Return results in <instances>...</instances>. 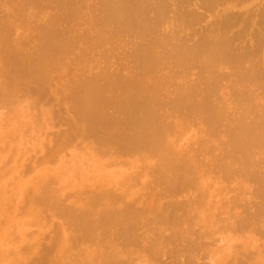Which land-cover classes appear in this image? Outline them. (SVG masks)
<instances>
[{"label": "bare ground", "instance_id": "1", "mask_svg": "<svg viewBox=\"0 0 264 264\" xmlns=\"http://www.w3.org/2000/svg\"><path fill=\"white\" fill-rule=\"evenodd\" d=\"M58 1V4L55 0L0 1V103L5 108L4 116L10 119V124L0 121V155L20 147L26 132L41 128L38 122L34 123L27 111L28 104L21 101L22 96L29 98L41 93L52 78L66 73L63 68L69 56L76 72L64 98L77 114L82 126L80 135L90 138L93 142L87 143L93 145L86 152L87 156L74 157L70 168L60 165L52 173L42 168L27 181L20 180L15 167L6 172L0 169V177L4 172L11 174L0 184V212L5 214L4 230H0V264H4L3 261L14 263L10 254L17 255L23 248L10 247L8 242L20 239L25 227L37 222L44 213L62 218L64 226L58 227L69 233L58 236L56 248L54 243L49 245L55 248L51 250L56 254L48 250V246L44 253H39L41 264L51 263L47 258L49 251L56 255L52 257V264H129L134 252L149 259L158 257L162 245L174 243L185 234L195 236L190 242L197 250L208 245L203 239L220 231L264 235V222H261L264 203L259 201H264V166L253 158L254 148L257 151L264 146V69L255 59L264 50V3L248 14L249 19L244 15H229L213 22L209 29L206 27L208 32L197 36L192 47L183 45L185 38L181 40L178 34L174 37L176 43L179 40L178 43L183 44L175 47V43H169L171 36L168 38L165 34L163 38L158 26L167 20L169 11L175 16L174 20L179 19L175 22H179L181 28L198 24L202 14L195 9L183 11L179 7L192 0H98L94 4L91 0H83L86 11H82L75 0ZM216 1L200 0V6L211 9ZM55 6L58 9H51ZM44 8L55 11L46 12ZM40 13L42 19L34 24ZM236 23L254 28L255 45L245 46L240 52H236L232 43L241 33L231 37L225 33ZM155 32H159L161 39L158 35L154 36L158 39L149 41V35ZM137 34L138 39L142 38L138 42ZM124 35L135 40L129 43L132 48L127 51L124 48L129 45L121 42ZM108 44L111 49L104 47ZM98 48L103 49V53L97 54ZM110 61L117 62L118 67L114 65L117 69L109 65ZM188 66L198 68L201 74L198 81L183 77L182 83L173 84H177L175 87L170 83L174 78L177 80L176 72L169 77L163 74L159 80L156 71L158 68L160 71L180 68L181 72ZM225 67L237 71L225 72ZM165 81L174 87L173 91L170 92ZM227 82L230 86H225ZM226 87L228 94L221 90ZM219 92L229 95L226 98L234 102L233 110L227 107L223 93L221 101L215 99ZM41 121L44 126L48 119ZM195 125L204 126L198 128V132L185 134ZM29 129L31 131H26ZM202 138L212 142L203 147V154L202 151L192 153L198 143H206L199 141ZM71 139L67 136L60 142L61 147L71 144ZM5 158L7 156H0V162ZM238 177L253 180L255 188L250 192L259 198L252 199L256 201L252 205L243 202L245 211L241 216L229 215L230 201L220 206L221 200L218 204L216 198L222 190L214 187L216 182ZM148 179L159 187L157 195L163 199L189 190H196V193L189 195L191 199L185 197L187 202L174 200V197L173 201H168L169 197L166 202L152 203L140 211L133 201V196L139 194H134L131 187L149 186ZM94 187L97 191L92 190V194L88 189ZM238 188L242 190V186ZM87 191L92 195L88 193L87 197H82ZM69 197H73V200L70 198L72 202L64 203ZM235 201L232 202L243 200ZM23 202L29 205L26 204L31 211L30 217L15 221L12 217ZM224 213L233 221L225 216L229 222H222ZM137 230L144 233L138 237ZM249 244L254 247V240L250 239ZM32 246V243L27 244L24 254H29ZM230 252L228 242L223 239V245L212 250L210 256L214 264H229L233 259ZM251 256L247 254L245 258H250L252 264H264V256L256 254L258 257L254 255L253 259ZM35 258L37 262L39 259L35 256L34 262ZM240 261L237 259L233 264H245Z\"/></svg>", "mask_w": 264, "mask_h": 264}, {"label": "rangeland", "instance_id": "2", "mask_svg": "<svg viewBox=\"0 0 264 264\" xmlns=\"http://www.w3.org/2000/svg\"><path fill=\"white\" fill-rule=\"evenodd\" d=\"M65 1L66 0H60V3H64ZM95 1L97 3L98 0H91V2L93 4H94ZM263 1L264 0H217L215 5L211 9H207V7L200 6V3H201L200 0H192L189 4H180L179 7L183 11H189V10H192V9L194 10L195 9L200 14H202V18L199 20L200 22L198 21L199 22L198 24L196 22L195 25L193 24L194 26L193 25L190 26L189 27V28H191L190 30H189V28L188 29L187 28H181V25L179 24V22L178 23L175 22L178 18L174 20L175 16H173L170 13V11H169L168 12L169 18L166 15L168 21L164 20V22H162L163 24H160L161 27H159L160 25L158 26V30H160L162 32L161 33L162 36L165 35V34L167 35L168 38H169V36H171L169 43H171V44L175 43V47L176 46H180L183 43H184L183 45L192 47V46H194V44L198 40V39H196L197 36L198 35L201 36V33H203V34H204V32L206 33V31H207L206 27L209 29L208 26L213 24V22H216V21H218V20H220V19H222V18H224L226 16H229V15L235 16V17L239 16V15H244V17L247 16V18L249 19L250 17H249L248 14L250 12H252L260 4L264 3ZM56 2L58 4L59 1L55 0V3ZM75 2L77 4H79L80 7L82 6V8H80L82 11L83 10L86 11L85 10L86 8H83V6H84L83 0H75ZM236 2H238V3L236 4ZM55 7L51 8V9H55V10L58 9L57 7L56 8ZM49 9L50 8H46V9L44 8V11L49 12L50 11ZM94 9H97V5L95 6ZM55 10H51V11L53 12ZM1 15H2V12L0 13V16ZM37 16L38 17L35 18V20H34L35 21L34 24H36V22L40 21L39 19H42V17H43L41 13H40V15L38 14ZM171 16H173L172 20H171ZM171 21L172 22L174 21V22L172 23ZM177 21H179V19ZM175 23L178 24L179 27H177V25ZM171 24H175L174 26H175L176 29ZM242 24L243 23H236L233 27H229L228 29L225 30L226 31L225 33H226L227 37H231L233 35L236 36V34L238 36V33L239 34L241 33V35L238 36V38H236L237 40L233 41V43H232L234 47L236 46V48H235L236 52H240L243 49V47H245V46L246 47L247 46L250 47V46L255 45V40H254V37L252 35V29L254 31V28L250 27V26L244 27V25L242 26ZM97 27L100 28V26H97ZM167 30H169V31H167ZM183 30L186 33H184ZM166 31H167L168 34L166 33ZM242 31H243V33H242ZM159 32H157V34L155 32V33H153L154 34L153 36L149 35L150 37L146 36L145 38L147 39V37H148L149 41L152 40V39H158V38L161 39V35L158 34ZM172 32L176 33V35H174V33H172ZM21 33H22V31L19 30L18 34H21ZM182 33L185 34V36ZM172 35H174V36H172ZM177 35H178V37H180V35H181V37H180L181 40H182V38L183 39L185 38L183 40V43L181 41H180L181 43H178L179 40L176 43L177 40L174 37H177ZM128 36L129 35H124L123 36L124 38L123 37H122L123 39L121 38L123 40V41L121 40L122 44L124 42V43H127L129 45V43L131 41L135 42L133 37L128 38L130 40L128 42V39H127ZM138 36H139L138 34L135 36V37H137V39H136L137 42L139 40H142V38H140V37H139L140 39H138ZM154 36L155 37L158 36V38H155ZM164 37H166V36H163V38ZM172 37L175 40L174 39L172 40ZM132 38H133V40H132ZM125 40H127V42ZM147 42H148V39H147ZM147 42L145 40V43H147ZM131 44H132V42H131ZM131 44L129 46L127 45L128 47H126L124 45L125 46L124 50L126 49L125 51H127V49L129 50L130 48H132ZM104 47L108 48V49L110 48L109 44L104 46ZM98 49H97V54H99V52H100V54L103 53L102 52V51H104L103 49H102V51H100L101 48H98ZM97 56H99V55H97ZM97 56H96V58L99 59L100 57H97ZM255 59L258 62V65L260 66V68L264 69V50H262L261 53H258V55L255 57ZM113 62H115V61H110L109 65L112 64V66H113L112 68L115 69L116 67H118V65H116L117 62H115V63H113ZM114 65H116V67ZM75 68H76V66L73 64L72 57L69 56L68 57V62L66 64V66L63 68L64 70L67 71L66 73L60 74L61 76L60 75H56L55 76L56 78L55 77L52 78V80L50 82H48L49 84L44 87L45 90L43 89L42 92L39 93L40 95L34 93L31 96H29V98L25 97L24 95L22 96L23 99L21 101L24 100V102H26V104H28L29 107H28L27 111H29L31 116L33 117L34 123L38 122V125H40L41 128H39L38 131L34 130L33 132H26L23 135L22 144L20 145V147H17V148L13 147L12 150H11V153H9V152H7V154L6 153H4V154L1 153L0 156H5V157L7 156V158H5L4 161L0 162V169H3V171L6 172L9 168L15 167L17 173L20 176V180L27 181L32 176H34V174H36V172H38L42 168L43 169L45 168V169L49 170L48 172H50V173L54 172L56 170V167H59L60 165H63L64 168L67 167L66 169H68V168H70L72 166V163L74 161V157H78L79 155L87 156L86 152L89 151L90 146L93 145L92 143H91V145H89V144H90V142H93V141L92 140L89 141L90 138L87 139L85 137H82V134L80 135V133H82V126L79 124V122L77 120V114L72 111L73 109H71L70 103H68V101L64 98V94H65V92L67 90L66 88H68L69 81H70L71 77L73 76V74L76 72ZM164 68H166V67H164ZM168 68H170V67H168ZM189 68H191V69H189ZM179 69L180 68L173 69L175 71H172V69L170 68L169 69V70H171V72H170L167 68L163 69V71H160V69L158 68V70H156V71L158 73L159 80H161L162 76H164V75H165L164 77H166V76L169 77L171 74H174L176 72L175 74L179 75V76H177V80H176V78H174L172 80L173 83L172 82L170 83V81H169L170 85L171 84L173 85L175 83H177L179 85V83L183 82V80H182L183 77H185L186 79L189 78L190 80L198 81L197 80L198 76L201 75L199 70H198V68L194 69L193 66H191V67L188 66L184 70L181 68L182 69L181 72H180ZM161 70H162V68H161ZM176 70H178V71H176ZM224 71L225 72L235 73L237 70H234V72H233V70H231L230 67H225ZM121 72L123 74L125 73L124 70H121ZM177 72L181 73V74H177ZM69 73H70L71 76L69 75ZM166 73H167V75H166ZM182 73L184 75H182ZM88 75H90V74H88ZM168 77L166 79H168ZM167 82H168V80H167ZM167 82L165 81L166 87H169V90L171 88L170 92L173 91L174 87L177 84L175 86L173 85L174 87L173 86L171 87ZM228 82L226 83L225 86H230V84H228ZM221 90L223 92L224 91L227 92L226 94H228V92H229L228 87L224 88V90L222 88ZM44 91H46L45 94H44ZM223 92H219V95L215 96L216 97L215 99L217 101H219V99L221 101V97L220 96L222 95L221 93H223ZM223 97L225 99L224 101L227 102V103L225 102L227 107L230 110H233V106L232 105H233L234 102L233 101H229L230 98L228 100L226 98V97H229V95L225 96V94H224ZM231 99L233 100L235 98H231ZM217 101H215V102H217ZM218 103H214V104L217 105ZM167 108L168 107H165V109H167ZM4 112H5V108L0 103V121H3L6 124H8L10 119L4 116ZM41 119H45L46 122H47V119H48V122L43 126V123H41L42 122ZM201 126L202 125L192 126V128L187 129L185 134H187L189 131L190 132H198L200 129L198 131H197V129L201 128ZM194 127H195L196 130L194 129ZM203 129H205V128H203ZM26 131H31V130L29 129V130H26ZM201 135H203V134H201ZM67 136L72 138L70 140L71 144H68V145H66L64 147H61L60 142H62V140H64V139H66ZM212 138L211 139L209 138V141L215 139V138H213V139ZM204 139L205 138H202L199 141L200 142L203 141V143H205V142L206 143L205 144H201L200 143V145L198 143V146L196 148H194V150L195 149L196 150L192 151V153L194 152V153L199 154L200 151H202L201 153L203 154L204 148H206L207 145L212 142L211 141V142L208 143V141H205ZM263 147L264 146L261 147L262 148L261 150H260L259 147L257 148V151H256V148H254V150H253V155L255 154L253 156V158L256 159L255 162H258V160H259V163L263 164L261 166H264V152H263L264 149H263ZM8 153H9V156H8ZM87 165L89 166L88 163H86V166ZM22 166H23V168H22ZM5 172L0 177V184H1L2 181H7L8 178L11 176V174L9 175L8 172L7 173H5ZM4 174H5V176H4ZM243 179H239V177H238V179L234 178V179H232V180H230L228 182L227 181H223V182H219V184H218V182H216V184L214 185V187H221L220 190H222L221 191L222 193H219L218 197L216 198L218 200V204H220L219 201L221 202V200H222L220 206L222 204L224 205V203H225L224 201H226V203L230 201L233 204L234 202H232V201L235 200V199H236V201H239V199L243 200V201H241V203H239L240 201L239 202L235 201L236 203L233 204L235 206H233L229 202V204H228V205H230L229 206V210H228L229 215L232 213V215L234 214L235 216H241V215H243V213L245 211V209H244L245 208L244 207L245 204H243V202H251V205H252V202H256V201H253V200L257 199V198H255L256 196L253 195L250 192V189L253 191V189L255 188L254 187L255 183H253L254 181L253 180H249L250 178H248V179L247 178H243ZM245 180H246V183H245ZM148 181H149V184H150L149 186L147 185L146 187H142L139 184H137V185H134V186L131 187V191L134 194H136V195L139 194L138 196H135V197L133 196V201L135 203L134 204L135 208L137 210L140 209V211L147 209V207L149 205H152V203L154 205V203L166 202L167 200L171 201L173 199V197H174V196L173 197L172 196L171 197L170 196H167V197L165 196V199H163L162 196L157 195L159 187L157 188L156 185L155 186L152 185V183L150 182L151 179H148ZM235 183L237 185H235ZM237 186L238 187L242 186V190L243 191L240 190L241 188L239 189ZM222 187H224V190L222 189ZM233 187H235L234 188L235 190L232 189ZM143 188H145L147 190H145ZM95 189H96V187H94V189L89 188L88 191L94 190V192H96L97 189H96V191H95ZM151 189H152V191H151ZM231 189H232V191H231ZM244 189H245V191H244ZM143 190H145L146 192L143 191ZM88 191L85 192L87 194L83 193L84 195H82V197H87L88 193H89V196H91L93 194V191L91 192L92 194L90 192H88ZM236 192L239 195H241V196H239ZM244 192H245V194H244ZM195 193H196V190H194V191L193 190L192 191L189 190V191H186V193L184 192L182 194L175 195V197H174L175 199L174 200L187 202L186 200L193 198L191 196L195 195ZM189 195H191V196H189ZM236 195H237V197L235 198ZM243 195L245 197H243ZM185 197L188 198V199H186ZM231 197L234 198V199H232ZM70 198L71 197H69V199L67 198L65 200L66 202L65 201H63V202L66 203V204H68L67 202L71 203L72 202L71 200H73V197L71 198V200H70ZM167 198H169V199H167ZM219 198H220V200H219ZM237 198H238V200H237ZM180 199H182V200H180ZM257 200H259V198ZM259 201H262V203H264V201L261 200V199ZM149 202H150V204H149ZM26 204L28 205L27 202L26 203L23 202L20 205V208L17 210L18 212H16L13 215L14 217H12L13 220H15V221H25L26 219H29L31 211L28 209ZM251 205H250V207L252 208ZM251 208H249V210ZM228 213H227V215H228ZM0 214H1L0 215V230H4V225L3 224H4V216H5V214H3L1 212H0ZM227 215H225V213H224V217H222V215H221L222 222L224 220H226L224 222H229L231 217H229V215L228 216ZM225 216L227 218L229 217L230 219L229 218H228L229 220L226 219ZM53 217L54 216H51L49 213L41 214V216H39L37 222L31 223V224H29V225H27L25 227L24 235L20 239H13L11 242H8L10 247L11 246H13V247L16 246L17 248H20V247L23 248L22 249L23 252H22V250L19 249L20 251H19V253L17 255L10 254L11 260H14L13 264H22V263L23 264H34V263L35 264H41L40 260H42V257L40 258L41 254H39V253L40 252L44 253V251H46V249H47L46 246H48V250H50L52 253L56 254V251L53 252V250L56 248V244H57V242L59 240L58 236L59 235L61 236V234H62V236H66V235L68 236L69 232H68V230L66 231V229L63 230V231L61 230L62 228H60V227L64 226L63 225L64 224L63 223L64 220H62V218L59 219V217H56V216L54 218ZM55 218H57V219H55ZM61 222H62V225H61ZM261 222H264V216L261 218ZM225 224L226 223H224L223 225H225ZM58 225L60 227H58ZM220 225L222 226V224H220ZM59 228H60V231L58 230ZM142 231L143 230H139V231L137 230L136 235L139 237L141 234L144 233V231L143 232ZM228 231L216 232V233H214L213 236L211 235L212 237H209L208 239H203V242L208 244V245H206L205 247H203L200 250L199 249L197 250V249H194L193 247H191L193 239H195V236L193 237V236H190L188 234H185L184 237L182 236L181 239L176 240L174 243H171V244H169V245H167L165 247H163V245H162L161 246V249H162L161 251L162 252L158 254V257H154V258L149 259L146 256H144V255H142V254H140L138 252H134L133 256L130 257V263L129 264H190V263L191 264H214V262H213V260H212V258L210 256V253H211L212 250H215V248L219 247L220 245H223V239H225L226 242H228V244L230 246V251L232 252L231 258L233 257V259L232 260H230L231 258L229 259L230 260L228 262L229 264H233V261L235 262V261H237V259L239 261L241 260L245 264H252V261H251L250 258H245V255H247V254H248L249 257H250V255H252L251 256L252 259H253L254 255L256 256V254L260 255V257L264 256V235H262V234L259 235L258 233H257L258 234L257 235L254 232H245L243 234H240V232H238V231H236V233L233 232V231L232 232H228ZM59 232H61V233L59 234ZM250 239L254 240V247L250 246V244H249ZM101 241L103 242V240H101ZM117 241L119 242V245L121 246V239L119 240V238H118ZM190 241H192V242H190ZM29 243H32V245H33L31 247L32 249L30 251L31 254H30V252H29V254L28 253L24 254V250H26V249H24V247H26L27 244H29ZM52 243L55 244V248L52 246L54 249L50 247L51 246L50 244H52ZM25 244H26V246H25ZM209 244H211V245H209ZM245 246H246V248H245ZM132 247L133 246H130L129 248H132ZM51 249H53V250H51ZM50 251H49V253H50ZM26 252H27V250H26ZM37 252H38V254H37ZM244 252H245V254H244ZM257 252L260 253V254H258ZM33 253H35V254H33ZM49 253H48V257L47 258L51 259V263L50 264H52V262H53L52 261V259H53L52 257L55 254L53 255L52 253H50V254ZM7 254H8L7 255V258H8L9 252ZM31 255L32 256L34 255V257L36 256L39 260L36 262V258H35V262H34V257H32ZM49 257H51V258H49ZM257 257L258 256H256L255 258H257ZM31 258H33V259H31ZM25 259H26V261H25ZM118 260H121V261L123 260L124 261V260H127V259L119 258ZM240 262H238V263H240ZM2 263L6 264L4 261ZM236 263H234V264H236Z\"/></svg>", "mask_w": 264, "mask_h": 264}]
</instances>
